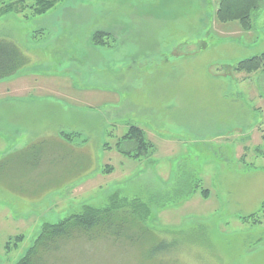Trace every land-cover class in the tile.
I'll use <instances>...</instances> for the list:
<instances>
[{
	"label": "rangeland",
	"instance_id": "rangeland-1",
	"mask_svg": "<svg viewBox=\"0 0 264 264\" xmlns=\"http://www.w3.org/2000/svg\"><path fill=\"white\" fill-rule=\"evenodd\" d=\"M9 1L0 38L27 51L17 70L55 75L41 78L58 99L29 100L22 145H0V264L87 206L134 224L119 239L77 231L39 263L264 264V71L234 69L264 52V2L244 30L215 19L216 0H63L12 23ZM43 79L26 91L48 95ZM70 83L87 91L70 99ZM132 125L139 156L122 142Z\"/></svg>",
	"mask_w": 264,
	"mask_h": 264
},
{
	"label": "trees",
	"instance_id": "trees-1",
	"mask_svg": "<svg viewBox=\"0 0 264 264\" xmlns=\"http://www.w3.org/2000/svg\"><path fill=\"white\" fill-rule=\"evenodd\" d=\"M63 0H10L2 5L3 13H18L24 18L35 17L42 15L56 5L62 3ZM217 6L214 11V17L220 22L238 21L244 30H249L253 27L251 23V13L262 7L264 0H216ZM109 34L102 31L94 33L92 42L95 45L108 46L107 37ZM24 53L16 45L15 42L0 38V80L15 73L20 66L25 64ZM264 52L259 55L251 56L247 59L240 60L234 66L236 71H244L247 74L255 73L259 70L264 71ZM134 141V150L137 155L146 153L148 147L143 139V132L137 126H130L124 134L122 142ZM127 153V152H126ZM111 209L97 210L89 206L85 207L81 215H73L65 218L55 224H45L42 232L36 239L26 255L21 258L17 264H41L43 253L54 251L57 243L66 242L71 236L78 235L83 231V234L91 236L92 241L98 237L107 236L113 239H119L121 235V225L125 223L134 224V219L125 214L122 221L114 222L115 215ZM78 231V232H77ZM89 233V234H88ZM99 235L98 237H95ZM79 236V235H78ZM87 240H88V236ZM54 248V249H53ZM57 251V250H56ZM50 254V253H49ZM47 254V256L49 255ZM62 254V253H61ZM60 254V255H61ZM50 258V257H49ZM63 258L60 257V260ZM49 264V263H46Z\"/></svg>",
	"mask_w": 264,
	"mask_h": 264
},
{
	"label": "crops",
	"instance_id": "crops-1",
	"mask_svg": "<svg viewBox=\"0 0 264 264\" xmlns=\"http://www.w3.org/2000/svg\"><path fill=\"white\" fill-rule=\"evenodd\" d=\"M17 18L19 19V17L16 16L15 13H7V15L5 16V21L7 22L9 20L10 23H12V20L13 21L17 20ZM11 39L13 42L17 43L20 46V44L17 41L18 38L11 37ZM11 39H8V40H11ZM23 51L25 52L24 54L26 55L27 51L25 49H23L22 52ZM24 72H25V69H22L20 71L17 70L15 74H12V75L8 76L7 78H3L0 80V84H3V83L9 84V88H7L6 92L0 94L1 96L5 95V99L0 100V137H2V138H0V143H1L0 145H3V146L7 145L6 153H2L3 151H0V153L6 154V156L10 155L12 153V151H14L18 147H20L23 143V141H22L23 136L20 134V132L24 128H22L20 125L24 124V120L22 118V115L25 112L24 111L26 109L25 107L31 103H34V102H29V100L39 101L40 99H43L44 97H46L49 99H46L45 101L52 108L57 104V102L55 101V99H58V97L55 96V92L58 90L57 87L53 85L52 81L48 82L45 80V78L44 79L41 78L42 76L55 77V75L49 76L48 74H51V73H48L45 75H43V74L36 75L34 73H29L30 74L29 75V74H25ZM26 76H29V79H31V78L34 79L32 84H31V82H29V80H24ZM41 79H43V83L46 86V89L48 91V95H46V96L44 94L43 95H39V94L32 95L28 91H26L28 89H30L31 92L41 90V88L37 87L38 85L36 86V84H35L37 81H41ZM76 83H78V79H76ZM70 87H71V89L69 88V92H70L69 98L70 99L75 98L77 100H78V96H77L78 91L87 89L86 87L85 88H76V87L72 86V84ZM89 90H91V89H89ZM86 91L87 90H85L84 93ZM79 93H81V91H79ZM26 103H28V104H26ZM67 104L69 106H73L72 104H69V102H67ZM15 114H16V116H18L20 118L17 117L15 119L13 117V115H15ZM34 123H38V122L35 121ZM51 130L53 132H55L53 134L54 138H60L59 137L60 135L57 133V131H61L60 129H54L53 128ZM49 157H50V155H49Z\"/></svg>",
	"mask_w": 264,
	"mask_h": 264
}]
</instances>
